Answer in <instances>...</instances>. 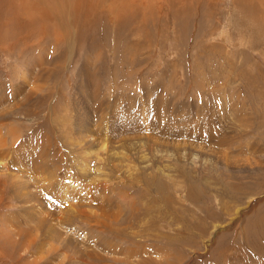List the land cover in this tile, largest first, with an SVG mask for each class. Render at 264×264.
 I'll list each match as a JSON object with an SVG mask.
<instances>
[{
    "label": "rangeland",
    "instance_id": "374dc122",
    "mask_svg": "<svg viewBox=\"0 0 264 264\" xmlns=\"http://www.w3.org/2000/svg\"><path fill=\"white\" fill-rule=\"evenodd\" d=\"M126 1L0 42V264H264V1Z\"/></svg>",
    "mask_w": 264,
    "mask_h": 264
},
{
    "label": "bare ground",
    "instance_id": "6f19581e",
    "mask_svg": "<svg viewBox=\"0 0 264 264\" xmlns=\"http://www.w3.org/2000/svg\"><path fill=\"white\" fill-rule=\"evenodd\" d=\"M106 1L107 0H0V42L3 43V40L5 39L12 40L21 35H26L27 38L34 37V35L44 36L48 35L49 32L51 33L52 30H54L57 35L63 38L66 36L65 32L72 30V28L75 26L80 27L81 30H79L77 36L82 39L84 35L88 34L86 32H89L91 29L94 30V28L97 26L96 19H98L97 16L100 15L99 10L104 6ZM134 1L135 2L131 3L135 4L136 6L141 5L138 4V1ZM259 1L262 2L264 0ZM254 2L255 0H242L243 4L248 5ZM69 4L71 9L70 12H68V15L65 13V11L69 7ZM125 4H127V1L123 0L122 5L124 6ZM123 9L124 8H122V10ZM141 10H137L136 14L133 15L132 18L137 19L139 16H141ZM120 11L118 10V21L123 22V19L126 18H123L124 16L120 13ZM185 11L186 9L182 12V14H185ZM259 13L261 17L264 16L263 13ZM182 14L180 16H183ZM143 17L141 16V19L145 20V17ZM49 21L56 23H54L55 25L52 24L53 26H51ZM118 27L119 26L117 24V28ZM38 29L40 31H38ZM50 35L52 34H49V36ZM229 35L230 33L227 30L224 33V36ZM60 57L61 55L59 56V59Z\"/></svg>",
    "mask_w": 264,
    "mask_h": 264
},
{
    "label": "crops",
    "instance_id": "0c3cea01",
    "mask_svg": "<svg viewBox=\"0 0 264 264\" xmlns=\"http://www.w3.org/2000/svg\"><path fill=\"white\" fill-rule=\"evenodd\" d=\"M108 244H109V242H108ZM111 246V244H109V247Z\"/></svg>",
    "mask_w": 264,
    "mask_h": 264
}]
</instances>
